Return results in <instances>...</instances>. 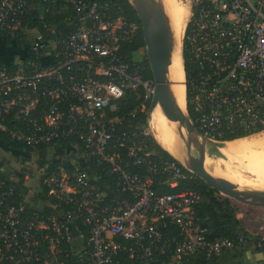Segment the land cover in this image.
<instances>
[{"label":"built area","instance_id":"built-area-1","mask_svg":"<svg viewBox=\"0 0 264 264\" xmlns=\"http://www.w3.org/2000/svg\"><path fill=\"white\" fill-rule=\"evenodd\" d=\"M26 9V0H0V33L21 29ZM74 9L81 25L51 42L34 36L35 50H51L29 68L0 64V131L30 151L70 141L86 161L72 175L62 166L44 178L58 200L49 217H23L24 204L0 199V264H65L59 253L72 264H118L122 253L136 263L152 262L160 253L171 257L170 264H184V257H218L246 242L242 235L233 241L207 238L194 214L198 190L155 194L156 172L173 189L194 173L172 160L153 162L149 132L122 130L123 118L107 116L126 89H142L146 101L154 90V81L143 78V64L119 54L137 24L85 0ZM189 23L186 49L199 68L191 96L197 128L213 142L225 132L262 131L264 0H194ZM90 161L115 174L128 195L108 198L88 174ZM130 162L146 164V173L131 171ZM79 223L89 232L80 242L73 236ZM167 223L177 227L176 235L163 232Z\"/></svg>","mask_w":264,"mask_h":264},{"label":"trees","instance_id":"trees-1","mask_svg":"<svg viewBox=\"0 0 264 264\" xmlns=\"http://www.w3.org/2000/svg\"><path fill=\"white\" fill-rule=\"evenodd\" d=\"M80 0H26V12L21 19V29L16 31L13 35L10 33H1L6 35L7 43L13 41L17 46H26L27 55L21 64H16L10 67H30V62L37 56H44L51 50L50 46H45L35 50L32 46L35 43V38L28 35V31L34 30V36L40 34L45 41H53L58 37L66 34L70 28H76L81 25L80 21L76 20L77 15L75 13V3ZM83 1V0H82ZM91 3H96L102 12L107 14H113L114 16H121L130 19L137 24V31L134 35L125 38L120 43L119 54L123 59L129 63L138 61L145 67L143 72V78L152 79L153 75L150 69L149 62L145 54V41L141 27L140 20L136 14L135 8L130 3V0H85ZM191 8V6H190ZM190 8L186 11H189ZM122 13H120V10ZM187 25V21L185 22ZM191 24L187 26L186 35L185 31H182L181 37V58L184 69V74L187 83V107L193 123L197 127L196 112L194 105L191 104L192 86L195 82L196 75L198 73V64L190 59V54L187 51V37L190 33ZM87 25L91 26V22L87 21ZM65 27V28H64ZM185 36V38H184ZM184 46V47H183ZM142 54L143 56H140ZM186 86V85H185ZM186 100V95H185ZM144 99V92L142 89L128 88L122 98L116 101V109L114 111H107L108 117H121L124 119V125L120 128L122 130L148 129V106L149 100ZM145 102V107L139 108L134 112L142 103ZM133 114L135 116H133ZM264 130V129H262ZM261 131V130H260ZM255 135V134H254ZM250 133L243 131H237L236 133L225 132L224 135L217 137L221 141H235L246 137L254 136ZM0 139L5 142L9 147L18 150H28L24 145L14 142L7 133L0 131ZM148 143V149L152 152L150 158L153 162L161 163L165 160H172L178 163V161L166 151L161 144L153 137L152 134L146 137ZM76 140L73 141V143ZM70 141H60L58 145L62 148L69 146ZM81 148V147H80ZM73 163V164H72ZM90 168L87 170L89 176L92 178V182L96 184L99 189L104 192L108 198L112 196L123 198L128 194L121 189L118 185V178L115 174L110 173L107 167L99 166L93 161H90ZM44 174L40 178V191L46 201L57 204L58 200L52 194L51 190L44 184V178L52 172L59 173V167H64L65 171L72 175L77 168L84 169L83 166L78 165L75 159L60 157L56 160L49 161L47 163ZM147 165L134 164L130 162V170L136 173H146ZM154 181L152 188L155 194L173 193L184 189H195L201 194V199L195 205L194 214L198 223L207 228V238L209 240L215 239H227L230 241L237 240L239 236H244L246 242L238 243L231 249L236 250L239 247L247 246L253 247L256 251L264 253V234H252L244 225V222L238 217L237 206L233 203L232 199L226 197H220L219 191L208 185L203 179L193 174L192 177L183 179L177 188H171L165 184L166 176L160 172H156L153 176ZM23 180H20V184H15L11 179H8L0 171V199L3 203H12L16 206L24 204L23 217H30L33 214L39 217H49L52 214L50 212L36 211L25 202L24 194L22 193L21 186ZM64 203H61L60 208H64ZM79 235L76 232V237L87 238L89 235L88 228L83 224H78ZM163 232L167 236H174L177 233V227L173 224L167 223L166 226H162ZM61 245L66 247L67 244L62 242ZM43 250L48 249V246L41 244ZM61 259L65 261V264H72L71 258L64 257L59 253ZM156 264H170L171 257L166 254L156 253L154 256ZM217 257L207 258L204 254L199 253L197 255L184 257V264H216ZM118 264H135L136 262L127 257L125 254H120L117 258ZM149 262H143V264ZM39 264V263H33ZM142 264V263H141Z\"/></svg>","mask_w":264,"mask_h":264},{"label":"water","instance_id":"water-1","mask_svg":"<svg viewBox=\"0 0 264 264\" xmlns=\"http://www.w3.org/2000/svg\"><path fill=\"white\" fill-rule=\"evenodd\" d=\"M130 3L135 8L141 23L145 41V54L154 81V90L149 100L148 117L160 105L167 120L173 124L174 131L183 134L186 149L196 152L198 159H189L190 163L186 166L172 156L217 191L242 203L264 207V191L240 187L218 179L206 167V160L208 158L206 145L210 140L195 126L188 107L187 113L189 119H187V115L183 111L173 88L174 82L171 80L170 74L174 37L163 1L130 0ZM191 137L195 139V142L191 141Z\"/></svg>","mask_w":264,"mask_h":264},{"label":"crops","instance_id":"crops-1","mask_svg":"<svg viewBox=\"0 0 264 264\" xmlns=\"http://www.w3.org/2000/svg\"><path fill=\"white\" fill-rule=\"evenodd\" d=\"M189 8L190 6L186 9L188 10ZM34 33V30L28 31V35L31 37H34ZM26 55V46H17L13 41H11L10 44L7 43L6 35L0 33V64L7 66H13L16 64L19 65L24 61ZM140 56L143 55L140 54ZM10 152H13V154H11ZM50 155H52V158L44 161ZM60 157H69V159H72V162H74V160L76 159L78 165L81 166H83L86 162L81 148L75 145H69L66 148H62V146L60 145H54L46 149L30 151L29 149L18 150L11 148L0 139V171L17 185L20 184L21 179L23 180L21 190L24 194L25 202L30 206V208L39 212L47 211L51 214H54L55 208L52 203L46 201V199L42 196L41 191H39V188V190H34L26 184L29 180L35 178L34 173H36V182H38V185H40V178L45 172V166L47 165V163ZM38 167H40V169H38ZM243 222L250 233L261 235L264 234V227L263 230H258L254 228V226H252L250 223H248V221L243 220ZM76 232L78 233V235L80 234L78 229H74L73 236L75 237L76 241L80 242L82 240V237H76ZM217 258L218 259L216 264H264V253L256 251L251 246L239 247L236 250H225ZM145 264L156 263L149 262Z\"/></svg>","mask_w":264,"mask_h":264},{"label":"bare ground","instance_id":"bare-ground-1","mask_svg":"<svg viewBox=\"0 0 264 264\" xmlns=\"http://www.w3.org/2000/svg\"><path fill=\"white\" fill-rule=\"evenodd\" d=\"M169 6V9L166 7ZM166 8V13L169 17L170 20V25L173 31V37H174V49H173V56H172V65H171V80L174 82L173 88L175 90L176 96L178 98V101L187 115V119H189L188 113H187V85H186V92H185V85H184V79H185V74H184V69H183V64H182V58H181V40H180V31L182 28V25L184 22L187 21V25L184 23V31L187 29L190 17H191V8L189 11H186L185 15V9L182 6H177L173 5L172 3H168L165 5ZM186 20V21H185ZM180 43V45H179ZM186 84V83H185ZM184 94H186V107L184 104ZM184 106V108H183ZM161 106L158 105L153 114L147 118L148 122V132L153 135V137L158 141L159 144H161L171 155H173L175 158H177L181 163L184 165L188 166L189 165V159L183 153L181 150H179L176 146H174L172 143L167 142L162 139V137L159 135L157 128L154 125V116L155 113L158 112V115L161 116L164 112L161 111ZM160 113V114H159ZM169 126L171 127L172 131L179 136L184 144V137L182 133H176L173 129V124L169 121ZM258 135H254L251 137H246V138H252ZM191 141L195 142V139L191 137ZM238 144L242 145H236L235 144V149H225L224 150V155L226 157H236L240 161L247 160L251 164V168L255 171L260 172L262 177H252V178H234L236 176H227L224 174L220 173V168L218 167L219 161L221 158L213 153L212 151H208L210 153L209 158H213L216 161V167L215 170L211 171L215 177L218 179L227 181L229 183L235 184L240 187H247V188H252L260 191H264V155L261 153L262 158L258 159L257 161H253V159L249 155H253L252 147L258 146L263 144V141L261 139H248L242 142H239ZM234 146V145H233ZM259 153V152H256ZM225 168L226 165H224Z\"/></svg>","mask_w":264,"mask_h":264},{"label":"rangeland","instance_id":"rangeland-1","mask_svg":"<svg viewBox=\"0 0 264 264\" xmlns=\"http://www.w3.org/2000/svg\"><path fill=\"white\" fill-rule=\"evenodd\" d=\"M162 1H163L164 6L167 5L168 3H172L173 5L175 4L177 6H179V5L182 6L185 9V11L187 10L186 8L191 6V16H192V6H193L194 0H162ZM166 7L169 9V6H166ZM165 11H166V8H165ZM185 15H187L186 12H185ZM190 20H191V17H190ZM190 20H189V22H190ZM184 23H183L181 31H180V40L182 37V31H184V27H183ZM185 35H186V31H185ZM184 38H185V36H184ZM179 45H180V43H179ZM184 82H186V78L184 79ZM184 85H186V84L184 83ZM185 95L186 94H184V104L183 105H185V107H186ZM183 108H184V106H183ZM161 111L163 112L162 109H161ZM154 125L157 128V131L163 140L170 142L174 146H176L179 150H181L183 153H185V155L188 157V159H191V160H197L198 159V154L194 151H188L186 149V147L184 146L182 139L172 131L171 127L169 126V120H167L164 113L161 116L158 115V112L155 113ZM146 130L148 131V129H146ZM255 135H258V136H255L252 138L261 139L263 141V144L252 147L251 151L253 152V155H249V156L253 159V161H257L258 159L262 158L261 153L264 155V130L256 133ZM252 138H242V139L235 140V141H215V142L209 141L206 145V150L212 151L213 153H215L216 155H218L221 158V160L218 162L219 163L218 167L220 168L221 174L231 176V177L237 175L236 177H234V178H237V181H238V178L262 177L263 174H261L258 171L253 170L251 168L250 162H248L247 160L240 161L236 157H226V155H224L225 149L229 148V149L233 150V149H235V144L236 145H242V144H238V143L242 142V141L246 142V140L252 139ZM256 152H259V153H256ZM10 153L13 154V152H10ZM209 154L210 153H208V158L206 160V167L208 169L216 171L215 170L216 161L213 158H209L210 157ZM51 158H52V155L48 156L44 161H47ZM224 165H226L227 168H225ZM38 169H40V167H38ZM34 175H35L34 176L35 178L29 180L26 185H29V187H31V189L39 190L41 186L38 185V182H36V173H34ZM219 196L223 197V198L228 197L227 195H225L221 192L219 193ZM228 198L232 199L233 203L237 206V210H238L237 215L239 216V218L242 221L246 220V221H248V223H250L252 226H254V228H256L258 230L259 229L263 230V227H264L263 226V224H264V207L253 206V205H249V204H245V203H242L240 201H237L231 197H228Z\"/></svg>","mask_w":264,"mask_h":264}]
</instances>
